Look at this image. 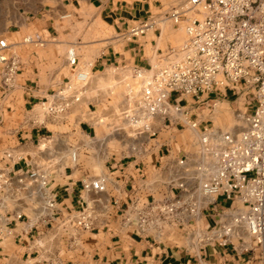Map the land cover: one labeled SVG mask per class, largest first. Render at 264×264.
Returning <instances> with one entry per match:
<instances>
[{
    "label": "crops",
    "instance_id": "crops-1",
    "mask_svg": "<svg viewBox=\"0 0 264 264\" xmlns=\"http://www.w3.org/2000/svg\"><path fill=\"white\" fill-rule=\"evenodd\" d=\"M181 1L77 0L80 6L94 9L110 28L109 39L94 53L88 47L79 49L71 33L66 32V3L55 4L32 21L21 15L16 22L18 29L8 23V9L0 7V39L8 40L7 53L21 61L15 85L9 91L4 89L0 65V154L12 148L22 157L16 169L39 167L48 171L57 201V207L50 209L43 208L40 199L26 197L17 202L16 210L11 208L8 225L0 233V264H264L263 250L244 228H237L226 245H203L198 240L201 228L217 224L220 211L232 204L225 195H219L216 203L209 202L200 192L196 170L199 135L207 127L217 135L239 133L245 128L244 113L253 112L257 106L256 87L222 86L200 99L173 91L169 100L182 106L176 114L178 122L158 116L153 131L137 138L132 148L127 145L104 152L103 147L112 139L94 118L113 120L116 113L106 105L109 89L97 81L98 76L104 74L111 80L130 74L134 66L148 69L154 61H163L169 49L176 46L172 38L183 32L182 26L177 31L169 26L131 38L126 31ZM31 32L44 42L26 43L24 37ZM72 49L80 52L76 51L75 64L69 59ZM80 69L93 74L82 100L59 116L42 113L38 105L52 100ZM247 88L254 91L255 100L248 102L245 111L237 110L240 121L219 124L220 115H225ZM8 113L13 114L9 119ZM184 117L197 120L198 127H191ZM236 126L241 130L236 131ZM72 148L78 149L76 160L72 159ZM100 176L107 178L105 191L84 188L85 180ZM181 181L189 192L179 186ZM170 194L192 195L203 203L197 220L185 217L197 228L184 224L174 228L171 235H143L133 221H124L136 198L151 200ZM86 206L92 208L98 223L94 229L80 233L79 245L71 246L55 217L66 209ZM46 214L47 223L43 220ZM246 245L253 250H245Z\"/></svg>",
    "mask_w": 264,
    "mask_h": 264
},
{
    "label": "built area",
    "instance_id": "built-area-1",
    "mask_svg": "<svg viewBox=\"0 0 264 264\" xmlns=\"http://www.w3.org/2000/svg\"><path fill=\"white\" fill-rule=\"evenodd\" d=\"M182 22L187 37L180 45L171 47L163 61L148 69L132 67L125 80L124 116L133 125L135 134L148 133L153 131L158 116L178 122L176 114L182 111V106L169 100L173 91L200 99L222 86L256 87L257 106L253 112L244 113L245 128L239 133L225 131L217 135L207 127L199 135L200 160L196 170L200 192L209 202L216 203L219 195H225L232 204L220 211L217 224L201 228L198 240L203 245H226L241 227L264 252V0H183L158 16L133 24L126 36L131 38L171 25L178 27ZM26 40L43 43L39 36ZM9 46L6 38L0 39L2 83L6 91L15 85L21 65L17 55L7 53ZM69 59L77 63V52L70 50ZM90 79V73L80 69L75 82L67 81L52 100L42 102L45 113L52 116L67 113L82 100ZM183 119L191 127H198L197 120ZM72 157L76 160L77 155ZM21 159L12 148L0 154V233L8 225L11 208L16 210L17 202L26 197L40 199L43 208L57 207L50 188V173L39 167L16 169ZM179 186L187 188L184 181ZM84 188L105 191L107 178L87 179ZM202 206L192 195L136 198L125 212L124 221H133L143 235H171L174 228L184 224L197 228L194 221L188 223L185 217L197 220ZM55 219L71 246L79 245L80 233L94 229L98 223L89 206L66 209ZM43 220L47 223L49 215ZM245 250L253 247L246 245Z\"/></svg>",
    "mask_w": 264,
    "mask_h": 264
},
{
    "label": "rangeland",
    "instance_id": "rangeland-1",
    "mask_svg": "<svg viewBox=\"0 0 264 264\" xmlns=\"http://www.w3.org/2000/svg\"><path fill=\"white\" fill-rule=\"evenodd\" d=\"M61 2L66 3V7L68 6V9L66 10V32H70L74 37V45H77L79 49L80 47H88V49H90L91 51L90 53H94L95 51L101 49V47L105 45V42L111 35L110 28L108 25L103 23L100 18L97 17V13L94 9H90L87 5L80 6L79 4H77V0H0V7L8 9L7 21L8 23H10L11 28L18 29L19 26L16 22L21 15L27 16L28 20L32 21L34 18L41 15L50 7ZM1 15L2 11H0V21L3 20V18H1ZM181 26L184 28L183 32L176 36H174V34L172 35V37L174 36V39L172 38L173 45H180L187 37L185 31V23L182 22L180 24V27ZM170 27L173 26L171 25ZM174 28L175 29L172 30L177 31L178 27L175 26ZM149 33H153L152 30L149 31ZM30 36L34 39H37V34L35 32H31L24 37V41L26 43H39V41H27L26 38ZM76 51L78 52L77 49L75 50V52ZM155 62L157 63L158 61H154V63ZM83 70H86L90 73L91 79L89 82H91V80L93 79L92 72H90L89 69ZM77 72H75L73 82L76 81ZM129 75L130 74H122L119 77H111V80H108L107 76L104 74L98 76L97 81L103 84L107 90L109 89V93L106 99V105L108 107H113L116 113L114 114L113 120H109L106 116H98L94 118L95 122L104 125V128L108 132L107 136L109 137V139H112L108 140V142H110L106 144V147H103L104 152L107 151V148L109 150L123 149L124 147H127V145H130L129 148H132L137 138H142L146 135V133L135 134L133 125L128 119H126L123 113L126 106L125 80ZM254 100V91H252V89L250 88L245 89L240 99L236 102L231 103V106L226 111V114L220 115L221 118L219 119V124L223 125L224 123H227L228 120H234L235 122H237L238 120L239 122L240 119L237 115L238 111H245L246 106H248V102H254ZM38 109L42 113L45 112L41 104L38 105ZM11 115L13 114H7L8 119ZM11 118L14 119V116ZM100 119H102L103 121H100ZM235 130L240 131L241 127L236 126ZM101 137L104 136L102 135ZM70 153L71 155H77L78 149L72 148Z\"/></svg>",
    "mask_w": 264,
    "mask_h": 264
},
{
    "label": "bare ground",
    "instance_id": "bare-ground-1",
    "mask_svg": "<svg viewBox=\"0 0 264 264\" xmlns=\"http://www.w3.org/2000/svg\"><path fill=\"white\" fill-rule=\"evenodd\" d=\"M73 50V49H72Z\"/></svg>",
    "mask_w": 264,
    "mask_h": 264
}]
</instances>
